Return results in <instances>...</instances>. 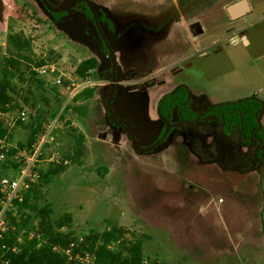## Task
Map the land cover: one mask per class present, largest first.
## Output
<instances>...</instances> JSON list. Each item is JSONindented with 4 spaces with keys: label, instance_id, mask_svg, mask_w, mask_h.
Returning a JSON list of instances; mask_svg holds the SVG:
<instances>
[{
    "label": "rangeland",
    "instance_id": "obj_1",
    "mask_svg": "<svg viewBox=\"0 0 264 264\" xmlns=\"http://www.w3.org/2000/svg\"><path fill=\"white\" fill-rule=\"evenodd\" d=\"M62 1L49 0L52 6ZM79 1L68 0L56 17L40 0H0V80L5 68L8 78L16 75L10 60H18L23 73V80L12 79L14 109L0 114L7 130L0 137L11 146L4 174L17 168L20 145L26 146L34 125L60 114L54 146L71 154V134L81 133L84 155L75 163L69 160L67 167L45 169L48 180L29 203L50 207L56 230L67 239L98 235L101 242V235L114 229L120 241L143 240L142 264H264L263 145H244L238 128L221 134L224 123L215 116L170 128L163 143L145 153L134 150L126 132L138 148L146 149L168 124L185 116L193 122L213 105L250 97L261 100L256 120L264 127V0H247L251 12L237 20L226 12L236 0L203 2V34L195 37L190 31L193 44L184 39L164 49L155 44V31L140 34L143 48H129L131 29L113 38L100 22L117 65L110 107L125 128L108 113L111 61ZM90 1L98 5L100 0ZM12 35L29 41L28 49L18 52ZM129 53L137 58L130 72L125 68L132 62ZM92 57L97 68L89 77L99 85L87 99L81 94L85 89L69 98L64 87L52 83V75L41 77L34 71L39 67L35 64L50 61L75 78L78 65ZM20 111L29 114L24 122L17 120ZM15 210L17 223L22 215L29 218L18 230L23 241L37 233L38 220L31 208ZM252 237L262 246L255 247L250 263V251L240 244ZM117 244L111 248L117 250Z\"/></svg>",
    "mask_w": 264,
    "mask_h": 264
},
{
    "label": "trees",
    "instance_id": "obj_2",
    "mask_svg": "<svg viewBox=\"0 0 264 264\" xmlns=\"http://www.w3.org/2000/svg\"><path fill=\"white\" fill-rule=\"evenodd\" d=\"M79 2L84 7V13L92 20V22H94L93 15L88 5L83 1ZM49 13L56 17L59 15V13ZM98 20L99 22L106 24L108 31L112 35L115 34L114 24L107 17L104 11L99 10ZM21 37V35L10 36V40L18 52H23L24 49H28L30 44L29 41ZM100 41L103 51L108 56V50L104 42L102 39H100ZM9 63H12V67H14V65L17 66L16 75H12V77L8 78L6 73L9 70L7 68L4 69V77L0 80V114H5L14 109L11 95V93L15 91V88H13L12 84V79L14 76H18L23 80L21 77L23 73H21L18 68L20 64L19 61L10 60ZM42 64L43 61H40L39 63L35 64V66H40ZM96 68V58L92 57L85 59L78 65L76 69V74L78 75L77 77L80 79L88 78L90 76L89 73ZM93 93L94 89L89 88L83 90L81 94L87 99L91 98ZM184 101L185 99L179 100L178 106H183L182 104ZM174 106H177V102H175L172 107ZM261 107L262 105L259 100L248 99L236 104H223L216 106L211 109L210 112L217 115L220 123H224L223 132L225 129L227 130L228 127L234 128L236 125L243 138L242 141L244 145L250 146L254 143L256 145L260 144L264 146V132L262 130L256 131L258 124L255 113L260 110ZM182 108L183 107H181V109ZM184 118L190 120L192 119L188 116H185ZM4 125L5 121L0 116L1 136H6L7 134V130L5 129ZM37 127H39V123L34 125L32 135ZM32 135L26 143L27 146H29L32 142ZM71 135L74 137L72 153L67 155L65 154V157L71 162L75 163L79 161L84 155V136L81 133L77 135ZM20 147H24V145H20ZM60 168L64 167H56L54 169ZM103 170V172L106 173V169L103 168ZM46 172L42 173V177L39 182L31 184L30 188L24 193L22 202H15L16 209L23 210L26 208H31L35 212V218L38 220L36 234L40 235L41 242L35 235L31 238L27 235L24 238L23 243H18V238L20 237L19 231L29 224V218H24V215H22L19 218L16 229L9 235H5L4 237L0 238V264H4L2 262H5V264H76L75 262L69 261L64 254L54 249L56 246L65 247L71 240L75 239V237L72 239H67L66 236H63L56 230L54 221L51 217L52 210L50 207L44 206L39 208L35 205L32 206L29 203L31 197L37 193L41 183H43L44 180H48V174ZM100 239L102 240L101 242L98 235L89 237L88 239L86 238L80 247V250L92 253L97 264H142V239L136 238L130 241H120V236L117 235V230L114 229L111 232H105L102 234ZM113 243H118L117 250H113L111 248ZM15 247L16 250L13 251Z\"/></svg>",
    "mask_w": 264,
    "mask_h": 264
},
{
    "label": "built area",
    "instance_id": "obj_3",
    "mask_svg": "<svg viewBox=\"0 0 264 264\" xmlns=\"http://www.w3.org/2000/svg\"><path fill=\"white\" fill-rule=\"evenodd\" d=\"M41 77L53 76L52 83L67 90L69 98L74 97L79 91L86 88H93L99 85L91 77L79 80L71 74L61 72L53 62L46 61L45 64L34 69ZM78 81L76 83V80ZM98 83V84H97ZM35 110L30 112L35 117ZM29 117L25 111H20L17 120L24 122ZM60 114L39 123L32 135V142L29 146L20 148L18 155V166L13 174H4L7 155L11 150L6 137H0V238L9 235L17 227L15 202H22L24 193L30 188L32 183H37L42 177L45 169L52 167H67L70 164L68 158L54 146L55 138L53 134L57 132ZM36 236L40 240L39 234L28 235L30 238ZM41 242V240H40ZM84 242L82 237L71 240L65 247L56 246L54 249L64 254L69 261L76 264H97L95 257L88 251L80 250V245ZM18 243H23L18 238ZM40 244V243H39ZM16 250V247L13 251ZM5 264V262H2Z\"/></svg>",
    "mask_w": 264,
    "mask_h": 264
},
{
    "label": "crops",
    "instance_id": "obj_4",
    "mask_svg": "<svg viewBox=\"0 0 264 264\" xmlns=\"http://www.w3.org/2000/svg\"><path fill=\"white\" fill-rule=\"evenodd\" d=\"M207 1L208 0H155L153 5V0H100L98 5L95 6H97L99 10L104 11L107 17L113 22L115 27L113 38L118 34L120 36V30L128 32L131 29L128 37L129 48L132 45L143 48L144 41L140 38V34L155 31L157 34L155 44L159 48L164 49L169 47L170 44L180 43L184 39L193 44V40L190 37V25L200 20L203 15L201 5L203 2L207 3ZM119 3L121 6H119ZM136 7H140V10L134 12ZM136 15L150 18L143 19L139 22L123 19H128V17ZM199 22L201 23V21ZM134 30H138V32L136 33ZM170 34L172 35L170 36ZM119 36H117L116 39H118ZM129 56L133 63H127L125 68L130 72L131 69L129 66L130 64H134L137 58L130 53ZM102 84L106 85L105 82H102ZM259 101L261 102V100ZM228 138L231 137H226V139ZM260 215L263 217L264 221V209ZM232 224L234 225V221H232ZM231 230V228L228 229V233L231 234ZM250 240L251 242L249 241L245 245H242L241 242L240 248L244 246L246 250L250 251V257L247 259L251 263L255 257L253 256L255 247L260 249L262 244L260 239L256 237H252ZM220 244L221 242H219L218 246H221ZM218 249L221 250V248ZM243 256L245 257V255Z\"/></svg>",
    "mask_w": 264,
    "mask_h": 264
},
{
    "label": "water",
    "instance_id": "obj_5",
    "mask_svg": "<svg viewBox=\"0 0 264 264\" xmlns=\"http://www.w3.org/2000/svg\"><path fill=\"white\" fill-rule=\"evenodd\" d=\"M40 1L42 2V4L44 5V7L49 12H51V13H59L63 9L64 5L66 4V2L68 0H63L58 6H52L50 4L49 0H40ZM81 1L85 2L88 5V7H89V9H90V11H91V13L93 15L94 24H95V26H96V28L98 30V33L100 35V38L102 39V41L105 43V45L107 47L108 57L110 58L111 65H112L111 82H110V92L108 94V98H107V101H106V107H107L108 113H109V115H110L111 118H114L115 120H117L121 124V126L123 128H125V126L123 125V123L120 121V119L117 117V115L114 114V112L112 111V109L110 107L111 100L113 99L114 94H115V85H116V70H117V65H116V61H115V54H114L113 50L111 49L109 43L107 42V40H106V38H105V36H104V34L102 32V29L100 27V22L98 20L99 9L90 0H81ZM226 12L229 15V17H230L231 20H237V19H239L241 17H244L247 14H249L251 12V8H250V5H249V3H248L247 0H237L235 2H232L231 4H229L226 7ZM190 31H191V33L194 36H199L200 34H202L203 33V28H202L201 23L198 22V21L192 23L190 25ZM243 42L244 43L247 42L246 39H245V37H243ZM248 99L259 100L256 97H250V98L240 99V100H237L235 102L219 103V104H216V105L211 106L207 111H209L211 108H214V107L219 106V105H223V104H236V103L242 102L244 100H248ZM260 111H261V109L258 110L255 113V117H256L257 120H258V114H259ZM209 117H211V116L205 117V119L208 120ZM199 119H200V115H199V118H197V120H195L193 122L183 120L181 122V124L196 123V121H198ZM177 126H178V124H175V125H172V126H171V124H168L167 127H166V129H165V131H164V133H163V135L161 136V138L153 146H151L149 148H146V149H140V148H138L137 145H136L135 137L131 133H129L127 130H126V132L130 136V139H131V142H132V145H133L134 150L136 152H138V153H145V152H148L150 150H153V149L158 148L163 143L165 137L167 136V134L169 132V129L172 128V127H177ZM259 130H264V129H262V126L258 123V127H257V130L256 131H259Z\"/></svg>",
    "mask_w": 264,
    "mask_h": 264
},
{
    "label": "flooded vegetation",
    "instance_id": "obj_6",
    "mask_svg": "<svg viewBox=\"0 0 264 264\" xmlns=\"http://www.w3.org/2000/svg\"><path fill=\"white\" fill-rule=\"evenodd\" d=\"M175 71H177V70H174L173 72H175ZM208 116H216V118L218 119L217 115H214L213 113H211L210 110L207 111V112H204L202 115H200V119H203V120H204L205 117H208ZM185 120H186V119H185ZM182 121H183V119H178V120H177L176 123H178V126L181 125V122H182ZM223 126H224V124L221 126V129H220V130H221V134H222V133H225V132H223ZM235 128H236V129H235ZM262 129H264V127H262ZM235 130H238L236 125H235L234 128L228 127V129H227V131L231 132V134H233ZM262 131L264 132V130H262ZM229 137H230V136H229ZM240 137H242L241 134H240Z\"/></svg>",
    "mask_w": 264,
    "mask_h": 264
}]
</instances>
